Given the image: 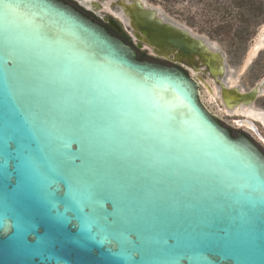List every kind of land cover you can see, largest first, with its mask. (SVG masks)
I'll list each match as a JSON object with an SVG mask.
<instances>
[{
	"label": "snow or ice",
	"instance_id": "1",
	"mask_svg": "<svg viewBox=\"0 0 264 264\" xmlns=\"http://www.w3.org/2000/svg\"><path fill=\"white\" fill-rule=\"evenodd\" d=\"M57 2L0 0V43L19 55L24 80L11 94L21 98L23 125L43 133L59 161L50 168L13 138L5 146L0 179L23 186L50 175L49 195L68 188L66 210L75 213L82 233L74 243L108 245L113 264H142L132 247L136 217L116 206L100 179H76L86 174L82 158L102 153L106 165L118 171L134 166L153 184L161 183V175L186 179L199 189L198 202L207 205L208 215L191 227L177 223L166 239L154 238L163 240L169 259L152 264H183L192 253L204 258L202 264H233L215 252L213 221L236 211L264 227V156L246 143H227L198 113L184 111L191 100L179 76L129 63L124 49ZM69 140L79 146L74 153L63 151ZM144 201L155 204L152 191ZM192 210L177 200L166 207L173 217ZM15 227L17 236L27 231L19 218Z\"/></svg>",
	"mask_w": 264,
	"mask_h": 264
},
{
	"label": "water",
	"instance_id": "2",
	"mask_svg": "<svg viewBox=\"0 0 264 264\" xmlns=\"http://www.w3.org/2000/svg\"><path fill=\"white\" fill-rule=\"evenodd\" d=\"M57 6L124 49L128 53L129 63L179 76L188 85L191 100L184 111L198 113L227 143H246L264 156L248 138L241 135L233 137L219 124L201 102L199 84L184 72L139 61L136 51L130 46L73 9L60 2H57ZM111 6L126 31L136 40L160 51L166 57L173 55L176 63L207 76L214 83L217 96L229 114L238 106L251 107L256 98L264 94V77L249 91L244 92L237 86L229 88L225 81L229 71L223 52L218 47L214 48L212 42L167 19L160 10L148 5L145 0H114ZM9 61H12V67L9 66ZM199 80L208 88L205 81ZM23 86L19 55L15 54L14 49H6L0 43V165L6 159L7 141L16 138L28 149L30 155L41 162L49 163L50 168H55L59 163L55 157V145L37 129H29L23 125L21 120L24 110L21 98L13 96L11 91L18 92ZM238 122L254 129L248 121ZM186 127L191 128V124ZM78 147L69 140L63 151L74 153ZM82 159L83 163L79 167L86 174L77 176L76 179H100L109 189L116 206L126 216L132 214L136 217L131 230L137 240L132 247L139 253L142 264L169 259L163 254V240L153 243L154 238L166 239L177 223L191 227L208 215L205 211L207 205L198 202L199 189L186 179L161 175V183L153 184L147 178L148 174L136 171L134 166L130 165L127 169L118 171L106 165L102 160V153L95 160ZM50 180V175L35 176L21 186L19 182L9 185L7 181L0 179V264H113L107 251L108 245L74 243L82 240V233L77 227L78 221L73 218L75 213L66 210L67 198L71 193L68 188L62 187L59 194L53 189V194L49 195L47 184ZM149 190L153 192L155 204L144 201L145 192ZM172 200H177L193 210L173 217L166 211L167 203ZM49 201L57 207L51 208ZM64 217H68L71 223ZM17 218L27 228L21 236L16 235ZM213 228L216 237L215 252L221 258H230L233 264H264V227L259 222H249L236 211H231L227 216L214 220ZM162 233L165 234L164 237ZM40 250L42 254H38ZM203 259L199 253H192L183 264H202Z\"/></svg>",
	"mask_w": 264,
	"mask_h": 264
},
{
	"label": "rangeland",
	"instance_id": "3",
	"mask_svg": "<svg viewBox=\"0 0 264 264\" xmlns=\"http://www.w3.org/2000/svg\"><path fill=\"white\" fill-rule=\"evenodd\" d=\"M169 20L219 48L228 68L229 82L248 89L264 74V49L249 53L264 36V0H145ZM242 1V0H241ZM201 102L213 114L229 123V118L205 91ZM264 110V96L254 104Z\"/></svg>",
	"mask_w": 264,
	"mask_h": 264
},
{
	"label": "flooded vegetation",
	"instance_id": "4",
	"mask_svg": "<svg viewBox=\"0 0 264 264\" xmlns=\"http://www.w3.org/2000/svg\"><path fill=\"white\" fill-rule=\"evenodd\" d=\"M112 1L111 0H58V2L73 9L78 14L82 15L92 23L98 25L100 28L107 31L113 37L121 40L122 42H124V44L130 46L134 51H136V55L139 61L153 63L168 68H174L184 72L190 79L196 81L199 84L200 98H201V92L205 91L208 94V96H211L214 99L212 101H215L214 103H216L219 106L220 111H222L224 115L229 118V123H226L225 121H223V119L213 114L211 111H209L206 108L216 118L219 124L225 129H227L233 137H237L239 135L245 136L264 154V120H263L264 115H262L263 117L261 119H255L253 117H245L243 115L235 114V113L228 114L226 109L222 105L220 98H218L217 96L214 83L210 81L207 78V76H205L202 72H195L187 68L186 66L176 63L174 61L173 55H169L168 57H166L160 51L153 50L147 45L136 40L133 35H131L129 32L126 31L125 26L122 23L121 19L115 15L114 12L115 9H113L114 8L112 7L113 5L111 6ZM262 40H264V38ZM260 51L261 50L257 51L256 54ZM263 77L264 74L258 82H256L253 86H251L246 90L240 87L239 85H231V86L228 85V87L231 88L237 86L244 92L249 91L253 89L263 79ZM199 79L205 81L209 89L206 88ZM227 80H225L226 83ZM262 96H264V94ZM258 99L259 97L256 98L255 102L253 103L250 109H252L256 113L259 112L261 114H264L263 109L254 107V104ZM243 109L248 110V108L245 107L243 108L242 106H238L234 108L232 112H234L235 110H243ZM241 120L248 121L254 129H250L243 125H239L238 121Z\"/></svg>",
	"mask_w": 264,
	"mask_h": 264
},
{
	"label": "bare ground",
	"instance_id": "5",
	"mask_svg": "<svg viewBox=\"0 0 264 264\" xmlns=\"http://www.w3.org/2000/svg\"><path fill=\"white\" fill-rule=\"evenodd\" d=\"M264 38V36L262 38H260L257 42V44H255L256 46L252 47V50L251 52L249 53V58L253 57L256 55V52L259 51V50H262L264 49V40H262ZM214 48H216L214 46ZM227 84L231 86L230 82H229V76H228V80H227ZM200 95V94H199ZM251 107L248 108V110H235L234 112L232 113H235V114H240V115H243L245 117H253L255 119H261L264 115V114H261V113H256L254 112L252 109H250ZM228 113V112H227ZM229 114V113H228ZM264 120V118H263ZM239 125H241L239 122H238Z\"/></svg>",
	"mask_w": 264,
	"mask_h": 264
},
{
	"label": "trees",
	"instance_id": "6",
	"mask_svg": "<svg viewBox=\"0 0 264 264\" xmlns=\"http://www.w3.org/2000/svg\"><path fill=\"white\" fill-rule=\"evenodd\" d=\"M244 1H246V0H242V1L240 0L241 3L244 2Z\"/></svg>",
	"mask_w": 264,
	"mask_h": 264
}]
</instances>
